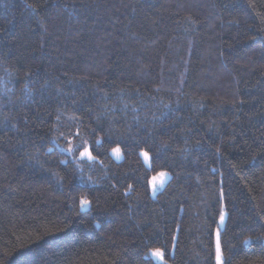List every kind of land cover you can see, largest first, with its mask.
Instances as JSON below:
<instances>
[{"label":"trees","instance_id":"1","mask_svg":"<svg viewBox=\"0 0 264 264\" xmlns=\"http://www.w3.org/2000/svg\"><path fill=\"white\" fill-rule=\"evenodd\" d=\"M223 210L264 264V0H0V264H216Z\"/></svg>","mask_w":264,"mask_h":264},{"label":"rangeland","instance_id":"2","mask_svg":"<svg viewBox=\"0 0 264 264\" xmlns=\"http://www.w3.org/2000/svg\"><path fill=\"white\" fill-rule=\"evenodd\" d=\"M111 156L115 161L120 162L123 160V155H122L121 151L119 152V157H120L119 159L116 158V155L113 152L111 153ZM141 156L143 158L144 163L150 167L151 162H150L149 155L147 157H145L143 154H141ZM164 173H165V176H164L163 180H160L159 174H158V175L154 176V177H157V179L155 181H153V179H151V181H150L151 194L153 197H156L157 194L164 189V187L167 185V183L171 179L170 173H168V172H164ZM222 214H223L224 219H223V221H221V217H220L219 226H218V229L216 230V233H215V251H216L217 241L219 239V242H220V234H221V231L224 229L225 222L227 219V214L224 210L222 211ZM152 253H150L149 257L152 258L157 264H165L162 251H161L160 257L154 256ZM221 257H222V264H223L222 252H221Z\"/></svg>","mask_w":264,"mask_h":264},{"label":"snow or ice","instance_id":"3","mask_svg":"<svg viewBox=\"0 0 264 264\" xmlns=\"http://www.w3.org/2000/svg\"><path fill=\"white\" fill-rule=\"evenodd\" d=\"M78 147L77 146H74L72 145L71 143H69V146L67 148V152L70 154V155H73L75 154L76 151H78ZM49 152L51 151V149L48 150ZM113 153L116 155V158L119 159V148H114L113 150ZM145 157L148 156V153H142ZM79 155L80 157H85L87 156L90 160H94L95 157L91 155L90 151L88 148H84L82 151L79 152ZM61 163H63V161H61ZM165 176V173L164 172H161L159 173V178L160 180H163ZM153 181H155L157 179V177H153L152 178ZM89 204V201L86 200V199H82L81 200V205L82 206H87ZM224 217H223V214H221V221H223ZM154 256H157V257H160L161 256V251L159 249L155 250L153 253H152ZM216 264H222V257H221V244L219 242V239L217 241V245H216Z\"/></svg>","mask_w":264,"mask_h":264}]
</instances>
